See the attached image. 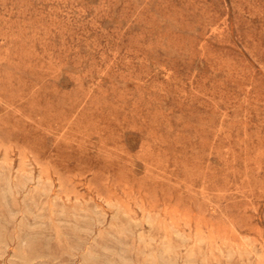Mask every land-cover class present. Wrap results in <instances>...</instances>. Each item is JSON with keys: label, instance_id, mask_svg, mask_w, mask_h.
<instances>
[{"label": "rangeland", "instance_id": "374dc122", "mask_svg": "<svg viewBox=\"0 0 264 264\" xmlns=\"http://www.w3.org/2000/svg\"><path fill=\"white\" fill-rule=\"evenodd\" d=\"M87 263L264 264V0H0V264Z\"/></svg>", "mask_w": 264, "mask_h": 264}, {"label": "bare ground", "instance_id": "6f19581e", "mask_svg": "<svg viewBox=\"0 0 264 264\" xmlns=\"http://www.w3.org/2000/svg\"><path fill=\"white\" fill-rule=\"evenodd\" d=\"M50 195V194H49ZM88 264V263H87Z\"/></svg>", "mask_w": 264, "mask_h": 264}]
</instances>
